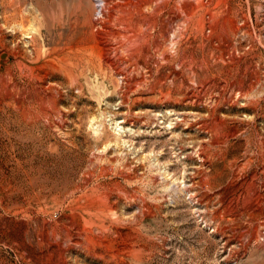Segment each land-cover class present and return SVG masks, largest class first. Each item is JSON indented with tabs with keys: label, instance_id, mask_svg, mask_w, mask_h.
Masks as SVG:
<instances>
[{
	"label": "rangeland",
	"instance_id": "rangeland-1",
	"mask_svg": "<svg viewBox=\"0 0 264 264\" xmlns=\"http://www.w3.org/2000/svg\"><path fill=\"white\" fill-rule=\"evenodd\" d=\"M8 1L0 0V264H264V161L256 148L262 134L240 124L225 156L236 163L224 166L210 147L212 163H202L207 136L196 123L188 128L219 89L195 107L189 100L132 105L135 94L121 105L122 76L116 83L76 49L100 28L90 19L103 18V0H14L24 30L16 20L7 23ZM110 1L106 7L119 0ZM248 3L256 39L264 38V0ZM252 39L239 31L230 52L252 48L247 57L255 66L242 78L257 70L256 86L264 89V51ZM15 45L25 53L21 66L16 48L9 51ZM9 66L12 91L24 98L19 107L6 100ZM35 67L48 73L43 85ZM43 105L52 111L43 114ZM129 106L142 119L124 121ZM185 110L200 114L176 126ZM239 114L264 127L262 116ZM234 168L240 176L227 181ZM253 173L255 190L243 201Z\"/></svg>",
	"mask_w": 264,
	"mask_h": 264
},
{
	"label": "bare ground",
	"instance_id": "bare-ground-1",
	"mask_svg": "<svg viewBox=\"0 0 264 264\" xmlns=\"http://www.w3.org/2000/svg\"><path fill=\"white\" fill-rule=\"evenodd\" d=\"M103 1V18L90 19L92 27L99 23L100 28L93 29L76 49L116 83L118 76H122L125 82L116 89L120 104L128 103L131 95L135 94L132 105L141 102L150 106L174 105L189 100V105L195 107L208 94L219 89L214 103L200 108L203 110L201 120L188 123L190 118H196L200 113L185 110L178 114L180 118L175 125L188 123L189 128L196 123L198 131L207 136L206 142L200 143L201 153L198 154L203 156V164L212 163L206 155L210 147L213 156L222 159L224 166H233L235 159L225 160L230 138L238 134L240 124L247 122L250 125L249 133L262 134L256 142V148L263 162L264 127L257 126L253 118L242 119L239 116L240 110H250L254 117L264 118V96H252L255 91H264L256 86L262 76L259 71L253 70L249 80L243 81L244 73L255 66L252 65V59L247 57L252 48L240 56L230 52V48H234L233 36L239 31L252 36V40L257 43L258 53L264 51V38L256 39L259 36L256 31L258 23L252 25L250 20L248 0H119L107 7L110 0ZM15 20L23 28L25 16L22 10L19 5H15L14 0H9L7 23ZM36 38L35 34L30 41L33 43ZM14 48L19 53L13 59L18 57L17 65L21 66L25 53L19 51L18 45L10 46L9 51L14 52ZM33 53L37 60L39 55L34 49ZM8 54V51L3 53L6 56ZM7 70L10 87L6 95L7 104L19 107L24 98L17 97L12 91L17 83L14 84L12 68L9 66ZM35 70V79L43 85L47 71L40 74L38 67ZM70 79L73 82L77 80L73 73ZM198 86L204 88L198 91ZM144 94L147 97H143ZM130 108L122 116L124 121L142 119L139 113H132ZM48 111L52 109L43 105V114ZM143 114L147 116L149 112ZM239 176L234 168L227 181L234 182ZM256 178V173H253L247 180L243 201L250 191L255 190ZM261 178L264 180V173ZM256 236L254 233L253 237Z\"/></svg>",
	"mask_w": 264,
	"mask_h": 264
}]
</instances>
